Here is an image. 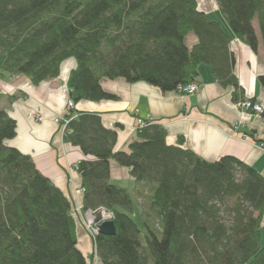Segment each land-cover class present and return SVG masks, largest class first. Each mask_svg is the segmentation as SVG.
<instances>
[{"label":"trees","instance_id":"1","mask_svg":"<svg viewBox=\"0 0 264 264\" xmlns=\"http://www.w3.org/2000/svg\"><path fill=\"white\" fill-rule=\"evenodd\" d=\"M216 1L221 20L197 0H0V80L23 75L39 85L74 59L76 105L117 100L105 80L180 93L207 66L234 89L235 103L244 101L231 44L257 51V21L264 45V0ZM259 82L264 88V75ZM66 118V137L86 157L77 170L83 209L111 212L117 233L96 237L95 256L80 251L72 202L31 156L8 146L17 123L0 110V264H264V176L253 167L232 156L208 162L183 138L169 145L159 124L138 128L129 150L115 152L117 132L100 115ZM112 161L146 186L141 215L133 194L111 182Z\"/></svg>","mask_w":264,"mask_h":264},{"label":"crops","instance_id":"2","mask_svg":"<svg viewBox=\"0 0 264 264\" xmlns=\"http://www.w3.org/2000/svg\"><path fill=\"white\" fill-rule=\"evenodd\" d=\"M197 2L201 12L222 19L216 0ZM254 27L260 41L258 50H252L237 38L233 39L231 50L236 57L235 73L245 99H252L264 107V88L259 82V77L264 75V45L257 21ZM196 42L195 38H189L191 45ZM76 67V61L69 59L62 64L58 78L39 85L23 75L6 76L0 80V110H5L17 123V135L7 142L8 146L31 156L37 169L72 202L78 248L90 257L95 255L96 246L84 227L83 184L75 169L86 157L56 122L66 111L68 79ZM200 73L196 81L199 92L186 96L175 91L163 92L146 82L130 84L122 79L105 80L103 89L118 99L83 100L75 105V111L100 115L104 127L117 132L115 152L128 151L138 139L137 124L141 118L162 125L169 145H178L183 138L185 149L208 162L232 156L264 176V113L257 116L240 108L232 99L234 89L225 88L216 81L211 68L202 66ZM40 116V121L34 119ZM111 182L133 194L137 203L134 216L141 215V208L146 205L141 201H146L149 195L144 189L146 186L138 184L130 170L116 161L111 162ZM262 226L264 229V219ZM95 264H102L97 257Z\"/></svg>","mask_w":264,"mask_h":264},{"label":"built area","instance_id":"3","mask_svg":"<svg viewBox=\"0 0 264 264\" xmlns=\"http://www.w3.org/2000/svg\"><path fill=\"white\" fill-rule=\"evenodd\" d=\"M199 89H200V86L197 83H192V84H189L185 87H180L179 91H180V94L186 96V95H192V94L197 93L199 91ZM237 105L240 108H242V109H244L250 113H253L257 116H260L264 113V107L262 106V104L254 102L252 99H246L244 101H240L237 103ZM66 108L68 111L67 113H69V111H72L73 109H75V103L72 99H70V97L67 100ZM138 112L139 111H137V113ZM67 113H65L61 117L56 118V122H58L60 124L64 123V124H66V127H67V124L69 123V120L65 118ZM149 124H151L150 121H146L144 119L138 118L137 129L140 127H145ZM244 138H246V136H244ZM75 169L78 170V165H76ZM82 191L84 192L85 190L82 188ZM100 209H103V208H100ZM103 211H104L103 216H104L105 220H113V214L112 213H111L112 214L111 215L110 212H107L105 209H103ZM91 212H92V210L86 212L85 219L88 222V225H89V228L91 231L90 233H91V235L95 241L96 237L100 234L99 233V225L95 223L94 217L92 216Z\"/></svg>","mask_w":264,"mask_h":264},{"label":"water","instance_id":"4","mask_svg":"<svg viewBox=\"0 0 264 264\" xmlns=\"http://www.w3.org/2000/svg\"><path fill=\"white\" fill-rule=\"evenodd\" d=\"M103 209L92 211L94 221L99 225V233L105 236H114L117 233L116 226L113 220H105L103 216Z\"/></svg>","mask_w":264,"mask_h":264},{"label":"rangeland","instance_id":"5","mask_svg":"<svg viewBox=\"0 0 264 264\" xmlns=\"http://www.w3.org/2000/svg\"><path fill=\"white\" fill-rule=\"evenodd\" d=\"M70 92V91H69ZM199 92V91H198ZM197 92V93H198ZM72 111H75L74 109L72 110ZM72 111H69V112H72ZM68 111H67V108H66V111H65V113H67ZM64 113V114H65ZM36 116H39V115H37L36 114ZM66 118V117H65ZM35 120H39L40 121V119H42V117L40 116V117H36V118H34ZM67 119V118H66ZM61 127L64 129V131H65V135H66V124H64V123H61ZM141 203H148V202H146V201H144V200H142L141 201ZM144 208H146V209H148L149 207H146V205L144 206ZM75 213V212H74ZM110 214H111V212H110ZM112 215V214H111ZM83 220H84V227H85V229H86V231L88 232V234L90 235V237H91V239H92V241H93V243L95 242L94 241V239H93V237H92V235H91V231H90V228H89V225H88V222L86 221V219H85V217H83ZM135 220H137V219H135ZM138 222V221H137ZM139 224L141 225V222H139ZM95 256V255H94ZM95 259H96V257H95Z\"/></svg>","mask_w":264,"mask_h":264}]
</instances>
